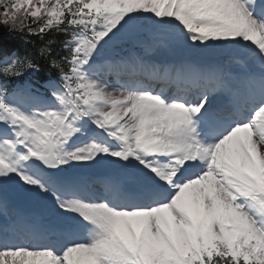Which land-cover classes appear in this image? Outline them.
I'll return each instance as SVG.
<instances>
[{
    "label": "snow or ice",
    "instance_id": "1",
    "mask_svg": "<svg viewBox=\"0 0 264 264\" xmlns=\"http://www.w3.org/2000/svg\"><path fill=\"white\" fill-rule=\"evenodd\" d=\"M0 27L55 70L17 86L42 66L0 45V205L47 209L0 216V264H264V0H0ZM133 28L189 59L107 56ZM225 50L237 83L197 59Z\"/></svg>",
    "mask_w": 264,
    "mask_h": 264
},
{
    "label": "trees",
    "instance_id": "2",
    "mask_svg": "<svg viewBox=\"0 0 264 264\" xmlns=\"http://www.w3.org/2000/svg\"><path fill=\"white\" fill-rule=\"evenodd\" d=\"M28 37H23L18 34L9 35L7 29L0 27V45L5 46L7 48H16L20 50L21 53H28L34 59H36L41 66L49 67L39 56L37 51V46L39 45V40H33L29 42ZM49 70H54L49 67Z\"/></svg>",
    "mask_w": 264,
    "mask_h": 264
},
{
    "label": "rangeland",
    "instance_id": "3",
    "mask_svg": "<svg viewBox=\"0 0 264 264\" xmlns=\"http://www.w3.org/2000/svg\"><path fill=\"white\" fill-rule=\"evenodd\" d=\"M124 35H128L129 33L126 31L125 33H123ZM147 59H145L146 61L149 60L151 62H153L156 59H160L161 57L168 55V56H172L173 54H179L182 53L183 51L177 49V48H163L160 47L157 43L153 44L150 47H147ZM107 165H109V162H103L100 165H98L97 167L93 168V169H89L92 171H96V172H103L105 170V167H107Z\"/></svg>",
    "mask_w": 264,
    "mask_h": 264
},
{
    "label": "bare ground",
    "instance_id": "4",
    "mask_svg": "<svg viewBox=\"0 0 264 264\" xmlns=\"http://www.w3.org/2000/svg\"><path fill=\"white\" fill-rule=\"evenodd\" d=\"M148 64H146V66H147ZM132 68H133V66H131Z\"/></svg>",
    "mask_w": 264,
    "mask_h": 264
}]
</instances>
